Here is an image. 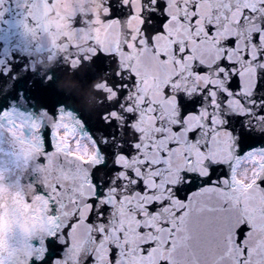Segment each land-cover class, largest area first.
<instances>
[{"label":"snow or ice","instance_id":"1","mask_svg":"<svg viewBox=\"0 0 264 264\" xmlns=\"http://www.w3.org/2000/svg\"><path fill=\"white\" fill-rule=\"evenodd\" d=\"M53 3L23 0L38 47ZM106 6L90 58L66 45L47 75L29 56L0 64V220L35 219L39 203L55 222L0 237V264H264V0ZM132 21L139 35L121 42ZM80 70L115 97L95 113L56 87Z\"/></svg>","mask_w":264,"mask_h":264},{"label":"water","instance_id":"2","mask_svg":"<svg viewBox=\"0 0 264 264\" xmlns=\"http://www.w3.org/2000/svg\"><path fill=\"white\" fill-rule=\"evenodd\" d=\"M22 4L23 0H3L0 5V64L6 61L25 62L29 56L31 69L39 75H47L57 70L60 50L66 45H74V54L90 58L93 51L90 42H98L101 39L109 14L106 0H66V3L56 0V3L44 9L43 24L47 34L43 37V47H38L39 42H32L31 36L25 37V9ZM28 23L31 26V21ZM139 29V21L125 22L121 42L125 38L134 40L139 35ZM28 42L31 47L27 52ZM177 71L184 69L180 67ZM78 75L80 78H77V73L68 71L64 78L56 83L57 89L69 98L70 106L85 114L95 113L103 108L105 98H115L102 79L89 82L84 79L83 70H80ZM11 151L10 138L5 134L0 137V168H11L12 157L5 155ZM14 179V176H9V182ZM29 179H32L30 172H26L21 178V183L27 184ZM0 203L7 206V192L3 194ZM38 207L40 204L36 203L26 215L33 216ZM4 211L8 213L7 208ZM30 220L31 218H27L13 224L6 215L5 219L0 220V237H6L12 231L30 238L46 234L43 229L37 230L33 227ZM5 244L7 247V240Z\"/></svg>","mask_w":264,"mask_h":264}]
</instances>
